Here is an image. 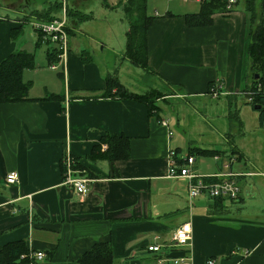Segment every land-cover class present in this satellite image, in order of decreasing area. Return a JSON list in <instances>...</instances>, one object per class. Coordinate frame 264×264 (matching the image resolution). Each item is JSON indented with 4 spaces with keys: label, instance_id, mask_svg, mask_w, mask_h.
<instances>
[{
    "label": "crops",
    "instance_id": "1",
    "mask_svg": "<svg viewBox=\"0 0 264 264\" xmlns=\"http://www.w3.org/2000/svg\"><path fill=\"white\" fill-rule=\"evenodd\" d=\"M25 1L30 3L15 0L6 5L4 10L8 7L13 15L0 17V62L27 45L13 39L11 29L21 26L23 30L28 11L40 12L47 5L26 11L27 5H19ZM167 1L149 12L155 18L147 31L148 65L155 78L188 97L209 94L211 82L219 86L220 95L240 94L249 83L248 13L233 5L230 11L214 13L210 25L189 26L185 16L196 13L199 3ZM84 13L93 16L91 11ZM32 14L28 22L40 20ZM83 22H74L73 31ZM126 30L127 26L117 52L121 60ZM65 63L67 79L59 98L38 100L56 94L44 86L45 95H31L30 89L31 100L0 104V248L24 240L29 251L45 254L34 264H77L78 257L95 243L110 241L114 264H158L163 253L147 247L169 244L174 229L190 222L192 264H205L207 258L217 264H264V193L252 191L257 183L245 195L241 191L236 200L225 197L216 207L204 195L190 201L187 180L168 176L171 160L182 152L176 153L181 148L161 108L151 115L141 102L101 97L110 71H100L92 61L82 63L72 53ZM117 77L122 83L119 72ZM162 119L168 126L161 125ZM105 134L130 139L127 159L94 163L86 158ZM66 153L93 175L86 176L90 182L84 195L62 183L60 162ZM240 159L229 157L222 170L211 175L231 170L264 177V171H234L231 165ZM189 167L198 174L195 158ZM10 171L18 174L15 185L5 182Z\"/></svg>",
    "mask_w": 264,
    "mask_h": 264
},
{
    "label": "rangeland",
    "instance_id": "2",
    "mask_svg": "<svg viewBox=\"0 0 264 264\" xmlns=\"http://www.w3.org/2000/svg\"><path fill=\"white\" fill-rule=\"evenodd\" d=\"M47 1L60 2V0H29V5L26 4L27 1L19 5H27V11L30 7L41 3L47 4L48 7L52 2L48 4ZM104 1L118 4L120 0H70L73 8L81 6V11L89 9L84 12L91 11L93 18L83 22L78 31H73V34L69 35L68 50L63 65L58 61L48 60L46 52L53 47L51 43L41 42L36 45L38 33L28 22L35 12L31 10L28 11L29 15L25 14L27 16L23 17V30L19 40L23 43L27 42L23 47L34 54L36 64L35 69H30L25 78L34 83V87L30 88L33 89L30 94L44 93V86L51 92L61 93L67 79L65 62L68 54L72 53L82 63L94 62L100 71L116 72V74L119 72L120 80L129 87L128 90L139 95L152 96L156 109L161 108L162 114L169 119L173 137L178 141L177 145L181 148L182 155L187 154L190 145L192 148L219 150L221 155L219 160L213 156L194 155L198 174L211 175L212 172H219L223 163L228 162L229 157L241 158L232 163L231 167L234 171H264V124H260L257 110L252 109L247 103L244 91L232 97L219 94L214 98L208 93L201 97H188L179 88L164 84L155 78L154 73H144L140 68L126 61L123 63L117 52L121 46L120 41L124 38L123 31L127 23L121 18L120 5L115 4L114 8L107 9ZM13 3L15 0H0V12L3 11L0 17H5L6 13L8 18L13 15V10H8V7L7 11L4 10L6 5ZM147 3L148 11L152 12L153 7L161 9L168 1L148 0ZM173 3L179 4L178 1ZM242 3L243 0H239L237 7L241 8ZM194 7L197 5L194 4ZM257 21L256 19L255 24ZM70 24L74 30L75 23L70 22ZM51 64L56 65L57 68L52 69ZM253 175L255 174L241 177L245 179L237 178L240 194L242 191L245 195L246 189L255 182L257 184L252 191L258 193L261 189L264 193V189L261 188L264 187V177H252Z\"/></svg>",
    "mask_w": 264,
    "mask_h": 264
},
{
    "label": "trees",
    "instance_id": "3",
    "mask_svg": "<svg viewBox=\"0 0 264 264\" xmlns=\"http://www.w3.org/2000/svg\"><path fill=\"white\" fill-rule=\"evenodd\" d=\"M148 0H124L116 4L120 5L123 20L127 23L125 31V47L122 54V60L131 65L140 68L144 73H153L148 65V46L147 31L151 26L155 16L148 11ZM239 0H236L234 6L237 7ZM108 8H114L104 1ZM228 0H203L199 4V10L196 13L186 14V23L189 26H206L212 23V15L218 12H227L232 10L227 8ZM245 13L249 15V31L247 43V70L250 81L247 83L245 95L252 99L247 101L252 109L255 105H261L257 110L258 120L261 125L264 124V91H257L258 84L264 86V0H243L241 5ZM238 8V7H237ZM60 9L59 2H52L48 7L40 12H35V16L43 21H50L55 17V13ZM69 24L66 28L68 34L73 33L70 22H83L93 18L90 13H84L81 10L68 7ZM258 20L255 24V20ZM36 31V30H35ZM37 32V31H36ZM22 34V27L12 28L10 36L18 39ZM41 44L39 34L36 45ZM49 61H58V51L54 46L46 52ZM249 64V69H248ZM35 57L32 52L26 50H17L10 53L0 62V104L13 103L31 100L29 90L31 81L25 80L23 73L25 70L35 68ZM105 87L101 92V97L129 99L141 102L146 105L149 114L157 113L153 97L149 94L139 95L127 88L119 81L116 72L106 73ZM214 82H211L208 91L212 88ZM148 95V96H147ZM57 94H46L38 100H53L59 98ZM106 146L105 149L103 146ZM130 139L124 135L105 134L101 136L99 142L95 144L86 158L91 162L123 160L129 157ZM176 150V153H180ZM187 154L194 157L198 156H217L219 150L192 148L187 149ZM73 168L82 175L92 178L93 175L87 172V169L75 158ZM180 164L182 161L177 158ZM61 172L63 174V165L60 162ZM216 178L206 179L208 182L215 181ZM212 198V197H211ZM224 201L222 197L212 198V206L220 205ZM28 248L24 240H16L4 244L0 248V264H26L29 260L23 257L28 253ZM77 264H114L112 256V246L110 241L95 243L89 250L78 257Z\"/></svg>",
    "mask_w": 264,
    "mask_h": 264
},
{
    "label": "built area",
    "instance_id": "4",
    "mask_svg": "<svg viewBox=\"0 0 264 264\" xmlns=\"http://www.w3.org/2000/svg\"><path fill=\"white\" fill-rule=\"evenodd\" d=\"M188 1V0H183ZM199 4L203 0H195ZM236 0H228L227 8H231ZM60 9L58 14L50 21L36 20L31 22L33 28L39 34L41 42L51 43L54 48L58 51V62L63 65L65 55L68 50V39L69 34L66 30L69 19H68V7L69 0H60ZM52 69H56V65L51 64ZM264 91V86L258 84L257 91ZM245 95V92H243ZM209 94L212 97L219 96V86L214 83L213 87L210 88ZM246 100L250 101L251 96L246 93ZM162 126H168V121L162 119L160 121ZM169 135L172 132L169 131ZM105 145L103 148L105 149ZM174 153V152H172ZM182 155V154H181ZM73 158L71 155L66 153L62 159L61 164L63 165L62 183L70 187L77 194L84 195L88 192V184L90 179L85 175L79 173V171L73 168ZM182 161L180 164L177 160H171L168 169L169 177H181L187 180V195L189 200H193L198 196H208L209 198L222 197L230 200H236L240 194V187L237 184V178L250 176L252 173L244 172H232L231 170L225 173L214 174L210 176H202L196 174L190 169V164L194 162V158L188 154L180 156ZM5 182L7 184H14L18 182V174L15 171H10L6 174ZM216 178L215 181L208 182L206 179ZM192 239V227L190 222H183L177 226L170 240V243L165 244H151L147 247L148 251L163 253L157 258L158 264H192V257L189 254V247ZM179 252V254H172V252ZM23 257L28 258L26 264H34V262L41 261L45 254L43 251H28ZM205 264H217L215 259L207 258Z\"/></svg>",
    "mask_w": 264,
    "mask_h": 264
},
{
    "label": "water",
    "instance_id": "5",
    "mask_svg": "<svg viewBox=\"0 0 264 264\" xmlns=\"http://www.w3.org/2000/svg\"><path fill=\"white\" fill-rule=\"evenodd\" d=\"M253 108H254L255 110H258V109L261 108V105H255V106H253Z\"/></svg>",
    "mask_w": 264,
    "mask_h": 264
},
{
    "label": "bare ground",
    "instance_id": "6",
    "mask_svg": "<svg viewBox=\"0 0 264 264\" xmlns=\"http://www.w3.org/2000/svg\"><path fill=\"white\" fill-rule=\"evenodd\" d=\"M263 85V84H262Z\"/></svg>",
    "mask_w": 264,
    "mask_h": 264
}]
</instances>
